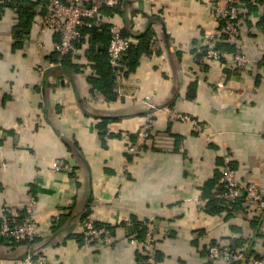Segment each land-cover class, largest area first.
I'll return each mask as SVG.
<instances>
[{
	"label": "crops",
	"instance_id": "crops-1",
	"mask_svg": "<svg viewBox=\"0 0 264 264\" xmlns=\"http://www.w3.org/2000/svg\"><path fill=\"white\" fill-rule=\"evenodd\" d=\"M48 2L0 0V219L4 206L23 208L34 195L40 220L32 244L0 238L1 263L19 264L34 250L50 264H143V249L129 239L144 235L141 222L152 215L158 264H241L210 259L211 243L264 255V212L256 222L257 214L210 199L227 162L264 192V0L242 1L238 42L220 35L219 45L236 43L253 59L239 73L231 60L202 55L204 34L221 26L212 0H120L65 59L59 33L36 26ZM20 22L34 26L24 32ZM113 22L141 51L134 64L121 61L123 80L106 93L95 83L106 72L101 49ZM147 32L149 49L140 38ZM147 96L165 109L131 154ZM59 158L70 172L53 170ZM86 213L111 227L113 243L82 245Z\"/></svg>",
	"mask_w": 264,
	"mask_h": 264
},
{
	"label": "built area",
	"instance_id": "built-area-1",
	"mask_svg": "<svg viewBox=\"0 0 264 264\" xmlns=\"http://www.w3.org/2000/svg\"><path fill=\"white\" fill-rule=\"evenodd\" d=\"M120 0H49L46 12L41 20L36 21V26L41 31L53 29L59 33V40L56 47L63 56L70 53L77 41L82 37L85 27L99 26L104 10L108 7L118 6ZM243 9L241 0H212L211 14L213 20L220 23V28L208 30L202 40V52L210 60H231L235 63L238 73L248 70L253 66V59L238 47L235 52H228L220 48L218 41L222 33H227L233 41H238L242 35L241 11ZM110 42L108 55L110 64L116 68L117 81L122 82L120 70L121 59L130 48L132 40L124 34L120 24L113 22L109 26ZM262 61V75L264 78V58ZM53 66L54 63H50ZM47 66V65H46ZM43 67L46 69L47 67ZM148 105L149 111L146 114L144 123L136 133V139L130 142L128 151L131 154H138L147 144L153 134L154 117L164 110L158 106L150 96L142 99ZM172 119L187 120L193 122L197 128L209 132L196 118L184 112L169 109ZM72 166L64 158L56 159L53 163L54 171L72 170ZM213 196L223 199L233 207L240 200L244 201V210L248 213L264 212V192L256 182L242 183L237 171L230 162L222 168L221 180L215 189ZM37 198L32 195L30 201L23 208L4 206L0 222V236L14 241L22 242L27 239L34 240L40 231V220L36 211ZM146 231L143 236L134 234L129 241L132 245L141 247L145 255L144 264H158L157 245L160 234V225L157 215H152L142 221ZM83 233V246L93 244H111L114 242L112 231L105 225H99L92 216H86L81 222ZM210 259H220L227 262H240L241 264H264V255L244 249H233L211 243L208 247ZM0 264L1 261H0ZM19 264H50L49 260L40 256L34 250H29L26 255L19 259Z\"/></svg>",
	"mask_w": 264,
	"mask_h": 264
},
{
	"label": "trees",
	"instance_id": "trees-1",
	"mask_svg": "<svg viewBox=\"0 0 264 264\" xmlns=\"http://www.w3.org/2000/svg\"><path fill=\"white\" fill-rule=\"evenodd\" d=\"M241 1H243V0H241ZM246 1H250V0H246ZM258 1V0H257ZM260 2H263V0H260ZM243 6V5H242ZM107 9V8H106ZM105 11V10H104ZM45 14V13H44ZM242 17V16H241ZM18 26L20 27V28H22L23 29V31L24 32H28L33 26H34V23H29V22H20V23H18ZM110 26V25H109ZM88 31V32H90V33H97V32H99L98 30H99V27H97V26H93V27H85L84 29H83V33L85 32V31ZM108 31V38H109V41H108V45L106 46V48H103V49H101V52H106V55H107V57H105L106 58V60H102V64H103V66L105 67V74H104V77H103V79L99 82V83H95L96 84V87H98L101 91H106V93H108V92H110L111 91V85H113L114 84V82H115V79H117V75H116V68H114L111 64H110V62H109V55H108V46H109V42H110V38H111V34H110V29H108L107 30ZM124 34L125 35H127V32L126 31H124ZM228 38H230L231 39V37L227 34V33H224ZM82 36H83V34H82ZM128 36V35H127ZM225 36V37H226ZM140 38H142V41L144 42L143 44L146 46V48L147 49H149V45H148V41L150 40V38H151V33L150 32H147L146 34H143V35H141L140 36ZM82 39V37L78 40V41H80ZM77 41V42H78ZM236 42H238V41H236ZM229 43V45H227ZM77 44V43H76ZM230 44H231V46H230ZM225 45H227V47H225ZM220 46V48H222V49H224V50H226V51H228V52H235L237 49H238V47L239 46H237L236 45V43H230L228 40H227V43H222V44H220L219 45ZM227 49H229V50H227ZM140 47H138L137 45H135V44H131V46H130V48L125 52V54L123 55V57H122V59H121V61H126L127 62V64L128 65H130V64H134V62L136 61V59H137V56L139 55V53H140ZM68 54H70V53H68ZM67 54V55H68ZM67 55H65V56H63L64 57V59H65V57L67 56ZM202 55L204 56L205 54L204 53H202ZM103 58H104V55H103ZM120 68V70L122 69V67L120 66L119 67ZM123 70V69H122ZM260 78H261V76H260ZM108 87V88H107ZM211 201H217V203L219 204V209H223V210H225V208L228 210V211H230V210H237V208H243V210H244V201L243 200H240V201H238L237 203H236V205L235 206H233L232 208L230 207V205L228 204V203H226L223 199H219V198H216V197H214V196H212L211 195ZM245 211V210H244ZM245 213L246 214H253V213H255V212H253V213H248V212H246L245 211ZM88 213H86L85 214V216L87 215ZM255 214H257V216L255 215V218H253V220L254 221H256V222H258L259 221V219H261V213H255ZM0 222H1V219H0ZM98 222V221H97ZM132 223H136V221L135 222H132ZM139 223V222H138ZM138 223H136V224H138ZM142 223V222H141ZM98 224L99 225H105V224H102V223H100V222H98ZM105 226H107V225H105ZM108 227V226H107ZM109 229L111 228V227H108ZM111 230V229H110ZM112 231V230H111ZM145 231H146V229H145ZM145 231H144V233H145ZM112 234H113V232H112ZM134 235V234H133ZM132 235V236H133ZM0 238L3 240V241H14L12 238H10V239H6V238H4V237H2V236H0ZM35 240V239H34ZM34 240H32V241H30L29 239H27V240H25L24 242H27V243H30V244H32L33 242H34ZM81 240H82V244H83V233H82V237H81ZM231 248H233V249H242V248H237V247H231ZM244 250H246L245 248H243ZM247 250H249V249H247ZM29 251V250H28ZM27 251V252H28ZM144 261H145V255H144ZM143 264H144V262H143Z\"/></svg>",
	"mask_w": 264,
	"mask_h": 264
}]
</instances>
